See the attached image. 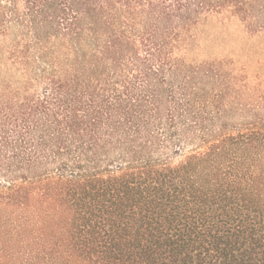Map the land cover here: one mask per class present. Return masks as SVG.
<instances>
[{
  "label": "trees",
  "instance_id": "16d2710c",
  "mask_svg": "<svg viewBox=\"0 0 264 264\" xmlns=\"http://www.w3.org/2000/svg\"><path fill=\"white\" fill-rule=\"evenodd\" d=\"M215 23L264 0H0V264H264V78Z\"/></svg>",
  "mask_w": 264,
  "mask_h": 264
},
{
  "label": "rangeland",
  "instance_id": "374dc122",
  "mask_svg": "<svg viewBox=\"0 0 264 264\" xmlns=\"http://www.w3.org/2000/svg\"><path fill=\"white\" fill-rule=\"evenodd\" d=\"M208 31L218 35L222 45V49L215 50L218 56L231 59L236 68L243 67L244 73L250 77L264 78V33L250 37L237 26H220L218 23Z\"/></svg>",
  "mask_w": 264,
  "mask_h": 264
}]
</instances>
